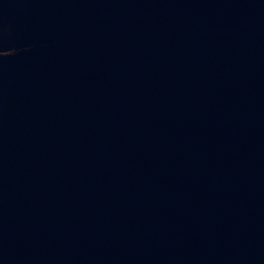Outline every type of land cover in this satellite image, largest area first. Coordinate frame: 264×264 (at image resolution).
I'll list each match as a JSON object with an SVG mask.
<instances>
[{
  "label": "water",
  "instance_id": "obj_1",
  "mask_svg": "<svg viewBox=\"0 0 264 264\" xmlns=\"http://www.w3.org/2000/svg\"><path fill=\"white\" fill-rule=\"evenodd\" d=\"M0 264H264V0H0Z\"/></svg>",
  "mask_w": 264,
  "mask_h": 264
}]
</instances>
